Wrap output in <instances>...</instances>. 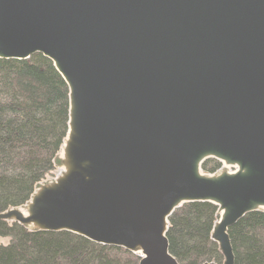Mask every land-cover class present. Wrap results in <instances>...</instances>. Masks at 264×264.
<instances>
[{"label": "water", "instance_id": "1", "mask_svg": "<svg viewBox=\"0 0 264 264\" xmlns=\"http://www.w3.org/2000/svg\"><path fill=\"white\" fill-rule=\"evenodd\" d=\"M35 53L67 86V130L54 176L0 220L179 264L168 218L207 202L234 264L228 229L264 213V0H0V59Z\"/></svg>", "mask_w": 264, "mask_h": 264}, {"label": "trees", "instance_id": "2", "mask_svg": "<svg viewBox=\"0 0 264 264\" xmlns=\"http://www.w3.org/2000/svg\"><path fill=\"white\" fill-rule=\"evenodd\" d=\"M68 89L52 62L40 53L0 59V212L23 205L35 185L54 174L53 158L67 130ZM215 159L202 164L212 173ZM216 206L186 203L168 218L170 254L179 264H220L210 238ZM228 236L234 264H264V213L250 212ZM5 239V242H1ZM132 253L67 231L32 232L0 220V264H137Z\"/></svg>", "mask_w": 264, "mask_h": 264}, {"label": "rangeland", "instance_id": "3", "mask_svg": "<svg viewBox=\"0 0 264 264\" xmlns=\"http://www.w3.org/2000/svg\"><path fill=\"white\" fill-rule=\"evenodd\" d=\"M221 166V165H220ZM55 171H56V168H55ZM55 171H54V174H55ZM54 174L51 176V177H53L54 176ZM51 177H49V178H51ZM49 178H47V179H49ZM5 242L6 240L5 239H1V242Z\"/></svg>", "mask_w": 264, "mask_h": 264}, {"label": "bare ground", "instance_id": "4", "mask_svg": "<svg viewBox=\"0 0 264 264\" xmlns=\"http://www.w3.org/2000/svg\"><path fill=\"white\" fill-rule=\"evenodd\" d=\"M60 232V231H59ZM76 235V234H75ZM79 236V235H78ZM82 237V236H81ZM84 238V237H83ZM86 239V238H85ZM88 240V239H87ZM89 241H91V240H89ZM93 242V241H92ZM95 243V242H94ZM102 245V244H101Z\"/></svg>", "mask_w": 264, "mask_h": 264}]
</instances>
